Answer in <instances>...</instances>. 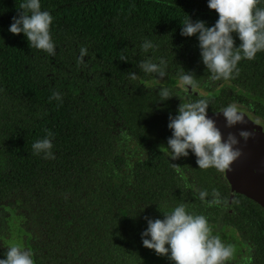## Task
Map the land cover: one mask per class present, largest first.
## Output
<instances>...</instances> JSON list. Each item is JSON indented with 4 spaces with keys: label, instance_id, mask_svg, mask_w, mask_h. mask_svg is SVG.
<instances>
[{
    "label": "trees",
    "instance_id": "16d2710c",
    "mask_svg": "<svg viewBox=\"0 0 264 264\" xmlns=\"http://www.w3.org/2000/svg\"><path fill=\"white\" fill-rule=\"evenodd\" d=\"M21 2L0 0V258L15 245L34 264H142L147 220L163 219L159 206L144 205L149 187H165L174 175L162 163L154 174L115 183L104 163L131 159L128 137H170L182 73L201 90L200 97L189 93V101L206 100L208 111L248 103L245 94L262 96L264 51L238 62L229 79L212 81L196 37L180 34L186 14L214 24L217 14L207 0H40L52 17L50 56L8 31ZM145 42L153 47L142 50ZM80 47L86 52L78 63ZM144 61L164 75L145 73ZM165 89L169 97L161 100ZM53 91L59 100L49 99ZM117 118L126 131L119 136L112 128ZM48 133L54 159L31 148ZM217 178L205 175L206 201ZM199 203L193 214L208 220L215 205ZM262 231L253 230L254 238ZM258 254L254 264H264L263 250Z\"/></svg>",
    "mask_w": 264,
    "mask_h": 264
},
{
    "label": "clouds",
    "instance_id": "9594fccd",
    "mask_svg": "<svg viewBox=\"0 0 264 264\" xmlns=\"http://www.w3.org/2000/svg\"><path fill=\"white\" fill-rule=\"evenodd\" d=\"M207 7L217 14L214 24L207 25L202 20L193 22L186 14L187 19L181 23L180 34L196 37L201 61L210 73V80H227L239 72L238 62L242 59L252 60L258 52L264 51V0H207ZM19 9L8 31L14 35L22 33L30 48L54 55V43L49 31L52 21L50 13L41 10L40 0H22ZM234 35L239 40L238 45L234 42ZM150 47L153 45L148 42L141 45L144 51ZM85 52L86 49L80 47L78 63ZM140 68L145 73L164 75L163 70L150 61L142 62ZM128 75L132 80L136 79L131 73ZM179 81L184 86H194V78L189 74L182 73ZM159 97L161 100L168 98L169 91L161 90ZM53 98L59 100L60 94L53 91L49 99ZM207 112L208 103L204 99L181 103L176 116L170 118L167 124L171 136L167 139L166 149L173 161L188 157L191 153L199 169L214 168L223 172L229 170L240 157V140L246 142L253 133L241 128L236 134L228 132L224 136ZM217 114L223 117L225 127L229 129L246 123L235 103L222 107ZM50 135L48 133L32 143L33 154L43 159L55 158L51 151ZM198 195L200 201L209 206L220 202L215 190L213 198L207 201L206 191L201 190ZM162 214L163 219L147 220V227L141 233L143 247L158 256H166L172 264H227L231 259L232 245L223 243L218 236L211 234L204 215L186 211L183 203ZM0 264H34V260L29 251L13 245L2 254Z\"/></svg>",
    "mask_w": 264,
    "mask_h": 264
},
{
    "label": "flooded vegetation",
    "instance_id": "af4514ba",
    "mask_svg": "<svg viewBox=\"0 0 264 264\" xmlns=\"http://www.w3.org/2000/svg\"><path fill=\"white\" fill-rule=\"evenodd\" d=\"M56 79H58L57 75ZM177 86L178 89H182V91L178 90L179 105L190 102L189 90L180 87L179 84ZM236 94L241 97L244 95L238 92ZM245 95L250 100L248 103L240 100H235L232 103H235L238 110L248 118V123L256 127L244 128L251 131L253 135L246 142L240 140L238 147L241 155L231 164L230 169L232 173L246 175L249 179V176H262L248 186L260 188L264 194V94L262 96L253 93ZM196 96L200 97L201 94ZM178 106L174 117L177 114ZM222 107L224 106L207 113H217ZM113 112L112 116L114 117L116 116L115 110ZM112 128L114 132L118 133L117 136L126 132L118 118L114 121ZM241 128H227L225 132L236 134ZM166 136H171V130L167 131ZM237 138L239 139V137ZM167 139L163 140L161 137L153 139L147 136L126 138L125 141L132 147L131 159L114 167L104 163L107 169L104 172L110 178L111 175L114 176L115 183H119V177H122L123 181L128 180L133 174L139 176L154 174V167L165 163L169 166V173L174 176H171L165 187H162L163 185L159 188L149 187L147 201L144 203V205H152L150 206L152 208L159 206L162 212L170 211L172 207L183 203L186 211L193 213L192 210L200 200L199 191H206L207 179H205V175L218 177L214 189L219 194L220 202L213 204L215 205L214 209L208 211L211 234L218 236L223 243L232 245L233 255L227 264H254L258 253L262 250L264 252V207L252 198L233 191L227 179L229 170L218 172L214 168L199 169L195 163V157L191 153L188 157L171 160L166 149ZM143 185L141 184V186ZM201 203L200 201V207ZM203 204L205 205V203ZM158 216L163 217V214ZM260 227H262L263 234L258 236L260 238H254L253 230ZM141 254L142 264H172L166 256H158L147 248L142 249Z\"/></svg>",
    "mask_w": 264,
    "mask_h": 264
},
{
    "label": "water",
    "instance_id": "95a60500",
    "mask_svg": "<svg viewBox=\"0 0 264 264\" xmlns=\"http://www.w3.org/2000/svg\"><path fill=\"white\" fill-rule=\"evenodd\" d=\"M168 81H169L168 79H160L159 83L163 84V83L168 82ZM177 83L180 85V87L187 88L191 94L198 95L201 92V90L195 86H191V87L184 86L180 83L179 80H177ZM217 113H207V115L215 121L216 126L220 129L222 135L226 136L227 133L225 132V130L227 128L225 127L224 119L221 115H219ZM244 117H245L246 123L242 124V125H236L233 128L239 129L241 127H243V128L256 127L253 124L250 125L248 123L249 122L248 118L245 115H244ZM233 128H231V129H233ZM249 177H250V179L246 175H236V174L231 172V169H229L228 174H227L228 183L233 188V191L241 193L245 196L252 198L257 203H259L261 206L264 207V194H263L262 189L253 188V187L248 186L251 183H253L256 179H259L262 176H249Z\"/></svg>",
    "mask_w": 264,
    "mask_h": 264
}]
</instances>
